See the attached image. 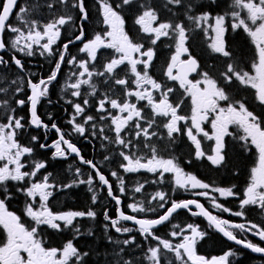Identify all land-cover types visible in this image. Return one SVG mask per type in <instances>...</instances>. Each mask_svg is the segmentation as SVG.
<instances>
[{
	"label": "snow or ice",
	"instance_id": "6c2138e0",
	"mask_svg": "<svg viewBox=\"0 0 264 264\" xmlns=\"http://www.w3.org/2000/svg\"><path fill=\"white\" fill-rule=\"evenodd\" d=\"M132 2L133 0H121L120 3L113 4L109 0H98L103 23L106 25L105 32L103 34L97 33L94 38L85 40L84 29L81 26L75 39L63 45L55 68L48 78L46 80L41 79L39 83L29 80L31 94L27 100L16 99L15 103L19 107H23L25 104L30 105V120L26 123L25 118L16 115V109L11 108L4 122H0V186H3L0 196L5 197V199H0V229L4 233V239L0 241V264H86L84 258L89 255L88 252H82L71 240L62 247L48 246L40 236V229L42 226H47L56 231L74 228L75 232L80 234V229L74 224V221L78 217L83 218L85 216L94 219L96 213L92 210L86 212H53L48 206V200L52 196L50 189L55 188L56 185L49 182L50 174L43 175L42 179H37V174L46 167V164L34 162L30 170H25L28 167L25 157L31 156L34 148L21 143L18 139L28 124L36 128L47 129L49 127L38 117L37 105L41 98L48 94L49 85L57 80L61 65L65 63V54L68 53L69 45L76 41L82 43L80 51L86 53L88 59L78 60L76 57H69L67 60L68 64L79 70L72 73L70 82L67 84V88L72 90L71 96L82 97L81 88L83 85H88L91 89L89 95L97 96L98 91L94 77H103L105 82L111 81L122 90V98L105 94L99 98L96 104V111L102 114L99 119L110 118L111 120L112 130L115 134L114 143L123 148H130L132 141L127 140L125 135H122L125 133V129H135L134 135L137 139L143 137L145 140L151 141L153 137L160 135L153 126H162L170 141L175 139L176 134L181 132L186 134L195 145L196 157L201 158L205 157L206 153L202 150L201 141L197 139V135L202 134L207 140L215 142L214 154H208L207 159L213 165L218 166L225 159L223 154L225 137L235 135L229 130L234 125L242 132V135L237 138L243 141L246 150H251L254 147L257 152V163L251 169L250 182L243 193L244 198L240 202V208L244 209L245 206L252 205L264 211V119L249 110L243 102L231 101L225 88L220 86L218 81L208 72L201 73L200 79H189L190 74L197 72L199 65L190 54L186 60H181V55L188 53L186 25L183 22L162 20L154 7L143 6V11L136 17L135 24L139 26L138 31L149 38L151 45H156L162 38L175 40V54L171 56L164 75L168 80L178 82L179 88L183 90L187 98H190V114H182L181 104L183 101L173 104L169 99L170 94L175 89L158 82L149 75L148 69L152 65L154 49L146 48L144 43L135 40L125 31V18L118 9L125 5H131ZM212 2L215 3V0ZM182 3L183 0H167V5L182 6ZM57 6H63L69 10L77 9L81 20L88 19L85 0H46L44 5L49 11H53ZM35 7L39 8L40 4L37 3ZM229 15L232 20L231 29L242 30L251 38L255 47V57L251 63L250 71H244L234 64H228L227 70L221 75L227 84L238 81L240 85L253 89L256 101L260 105H264V0H233L230 13L215 17L209 13H203L199 16L189 15L188 19L197 27L205 30L206 34L208 31L214 32L215 37L209 46L215 53L229 57L230 52L226 50L224 41V34L227 31L225 25ZM13 18L19 26L12 23ZM72 19L70 12L65 11L42 21L34 17L32 8L20 7L19 0H0V51L8 50L9 45L3 36L6 32H11L14 36L11 39L10 48L15 53L32 56L35 54L36 48H39L42 50L41 55L46 53L48 56H53L56 54L53 45L60 38L61 29L64 25L72 22ZM205 25H207L206 29ZM101 48L112 49L117 55L101 65V70H96L94 63L97 62V53ZM11 62L21 71L24 70L22 60L16 55L11 57ZM8 63L9 61L0 56V65L7 66ZM124 65L127 66V72L133 79L130 80L127 76L121 78L118 75L117 70ZM138 65H143V69H138ZM11 85H15L11 89L13 93L24 90L16 80H12ZM9 87L10 85L0 86V93L7 92ZM154 93H158L159 98ZM139 102H146V107L151 110L150 115L145 114L144 107L138 106ZM221 102H227V105L223 106ZM67 103L72 105L74 109L73 118L69 123L73 125L77 133L83 135L86 131L85 125L97 119V117L86 113L90 101L88 99H82L81 102L68 100ZM3 106L5 108L9 106L7 99L3 100ZM112 110H115V113ZM77 116L83 117V123L77 122ZM157 117L164 119L158 124ZM181 124H183V128ZM204 124H210L211 133L204 129ZM92 127L95 128V124H92ZM51 128L59 134V138L51 145L55 149L54 157L66 158V153L69 151L80 156L78 148L68 139H65L64 133L55 123L51 125ZM99 132L103 134V127L99 129ZM103 138L108 139L107 136ZM31 140L36 143L39 141V137L32 136ZM62 145H66V147H62ZM39 147L45 149L49 145L41 143ZM145 147H149L152 152L151 157L146 161L143 157H136L125 151L119 153L123 161L126 162L121 164L125 172L133 173L142 169L152 173L159 172L161 180L165 173H172L174 183L178 188L186 189L189 185L192 189H208L210 187L209 184L203 183L194 175L185 174L173 159L159 158L155 147L150 144H145ZM81 162L90 165L95 170L99 181L107 186L108 195L119 205L121 200L113 195L112 185L105 175L92 161L84 160L81 157ZM77 174H79V169H77ZM111 175L120 181V192L124 193L123 178L117 172H112ZM9 182L22 185L16 190L28 198L24 215L30 218L33 222L32 225H26L22 222L20 215L10 211L7 207L6 199H10ZM79 183L91 185L93 180L92 177H89L87 180L81 179ZM71 186L67 185V187ZM142 188L143 185L137 186L134 191L139 193ZM212 191L218 192L223 197L236 195L231 188H213ZM197 195L207 197L208 193L199 192ZM151 201L162 202L159 207L164 208L167 203L166 194L156 192L151 197L149 204ZM92 202L96 203L95 195L92 197ZM213 202L217 209H222L224 212L231 211L229 208L215 203L214 198ZM190 206H194L199 211H192ZM129 207L133 212L155 211L154 208L145 207L143 204L133 203ZM180 209L190 211L193 216L202 215L206 217L228 241H232L252 253L264 256V246L233 231L234 229L239 230L241 234H250L258 237L260 241H264V225L251 221L231 223L219 219L195 200L172 201L171 206L167 208L164 214L155 219H140L126 215L122 211L119 213V219H112L107 213H105L104 219L110 221L112 228L117 233L131 232V228L121 225L120 222L132 221L139 226L138 230L145 236V239L150 237L157 241L155 247L148 249L147 258L152 264H161L165 250L172 253L179 264H231L230 257L236 255L231 250L211 258L197 254L198 238H203L205 234L193 224H188L185 228L174 225L179 231H173L171 236L178 237L180 241L175 244L156 235L153 230L157 226L169 222L173 214ZM231 214L238 217L245 215L242 210ZM185 232L190 234L185 235ZM109 240L111 241V237ZM134 241L135 238L132 237L125 240L124 245L134 243ZM117 243L119 242L117 241ZM123 264H131V262L125 261Z\"/></svg>",
	"mask_w": 264,
	"mask_h": 264
},
{
	"label": "flooded vegetation",
	"instance_id": "af4514ba",
	"mask_svg": "<svg viewBox=\"0 0 264 264\" xmlns=\"http://www.w3.org/2000/svg\"><path fill=\"white\" fill-rule=\"evenodd\" d=\"M109 2L113 4H118L121 2V0H109ZM37 3L40 4L39 8L35 7ZM45 3L46 0H19L20 7L32 8L34 17L42 21L48 20L49 17L53 16L54 14H61L65 11L70 12V15L73 18L72 22L63 26V28L61 29L60 38L57 40L56 44L53 45V49L56 54L53 56H48L46 53L44 55H41L40 53L42 50L39 48H36L35 54L32 56H25L22 53H15L10 48L11 39L14 36V34L11 32H6L3 36V38L9 45L8 50L0 51V56H3L5 60L9 61L7 66L0 65V86L10 85L7 92L0 93V101L1 99L3 100L7 99L9 102H12L13 103L12 107L16 109V112L20 111L26 116L25 117L26 123L27 121L30 120L29 104H25L23 107H19L15 103V101L16 99L27 100V97L31 94V89H30V85L28 84V81L31 80L34 83H39L41 79L46 80L48 78L50 73L55 68V64L59 58V52L63 50V45L68 43L70 40L75 39V36L78 35L80 32L81 26H83L84 29L85 40H90L94 38V36L97 33L103 34L106 30V25L103 23V16L98 0H85V7L88 13L87 20L80 19V14L77 9L72 8L69 10L63 6H57V8L54 9L53 11H49L46 7H44ZM143 6L154 7L162 20L183 22L186 25V36H187V40L191 41V49L188 48V53L181 55V60H186L189 54L193 57L192 51H194L193 46L195 40V41H199V44H201V50H204L205 56L207 58L210 57L212 61H214V63L212 62L214 65L217 63H219L220 65L218 66L219 68L217 71L216 70L209 71L211 65V62H209L206 68H204L203 70L200 59L197 57L196 58L193 57L197 60L199 67L197 69V72L189 76V79L192 80L200 79L201 73L208 72L214 79L218 81V84L220 86L225 88L228 95L230 96L231 101L243 102L246 105V107L249 108V110L253 111L259 117L264 119V105H260L256 101L254 90L246 86L240 85L238 81H234L233 83H231L234 84L233 86H231L230 84H227L224 81L223 76L221 75L223 72L227 70L228 64H234L244 71H250L251 63L255 57V47L251 42V38L248 37L246 33H244L242 30H232L231 29L232 20L231 19L226 20L225 27L227 31L224 34V41H225L226 50L230 52V56L224 57L222 54L215 53L209 46L211 44V39L209 36L210 32L208 31L206 34L204 30L194 25L193 22L188 19L189 15L199 16L203 13H206L198 10L197 13L194 14L192 12V9L195 8L208 9L203 7V6H208V4L205 5L182 4V6L169 5V7H166L161 3L147 4L144 3L143 0H133L131 5H125L122 8L118 9L125 18V31H127L130 34V36L133 37L135 40L144 43L146 48L147 47L153 48V46H156L162 42L173 43V46L170 50L171 54L169 56L168 63L171 60V56L175 54V40L170 38H162L160 41L157 42L156 45H151L149 38L146 37L142 32H139L138 31L139 26L135 24V19L140 14V12L143 11ZM184 8L188 9L189 12H183L182 9ZM167 10H169V13H167ZM224 14L226 13H222L219 15H224ZM12 23L18 25V22L15 20V18H13ZM229 33L233 35L228 37ZM238 33L249 49V56L247 57V60H245L242 64L235 61L234 55L230 51V48L228 46V42L234 39L235 37L234 35ZM81 47H82V43L80 41H76L75 43L69 45L68 53L65 54V63L61 65V69L58 73L57 80L53 81L49 85L48 94L45 97H42L37 105L38 117L43 121L44 124H47L49 127L47 129L45 128L34 129L30 124H28L29 128L32 131V134L30 135L26 134L25 139L28 141L30 145L33 144L34 146L33 148L37 150V152L43 153L45 155H50L49 159H53L59 162L60 161L64 162L62 165L60 164L46 165V167L41 170H63V171L67 170L68 174L71 176V182L69 184L72 185L71 187H69V190L75 192L78 191L77 192L78 194H83L88 197V202H90L89 209L96 213L95 223L99 225L100 229L108 233H112L114 231V229L110 224V221L104 219V215L105 213H107V215L112 219H118L116 214L117 208H120V211L124 212L126 215H132L140 219H144L143 217L145 215L152 213V211L132 212L130 210L129 205L133 201L130 198L131 196L130 194H132V189L136 187L130 188L128 184H129V178L135 175H138L139 177L147 178V180L145 181H139V180L137 181L138 183L137 186L143 185V188L141 192L135 193L137 198L141 199V201L146 204V207L153 208L155 201H151V204H149V201L151 200V197L155 195L156 192H161L166 194V200L168 199V195H170L172 199L174 197H177L174 201H187V200L198 201L210 214L218 217L219 219L227 220L231 223H247L248 221H251L253 223L264 225V211H261L259 207L249 205V206H245L244 209L240 208V202L244 198L243 193L250 182L251 169L255 167L257 163V152L254 147H252L251 150H246L243 141L237 138L239 135H242V132L238 130L236 126L233 125L229 129L235 135L225 137V146H224L223 154L225 152L226 146L229 147V145H231V142L229 141L234 140L237 141V145L239 146L236 150L241 152V154L243 155H248L249 159L245 166V170L242 177L240 179L228 180L227 182H225L224 180L212 181L211 177L207 176L208 167L213 169H220L221 167L224 166L225 159L218 166L213 165L211 161L207 159L208 154H214L213 149L215 146V142L207 140L206 138L203 137L202 134L197 135V139L201 141V148L206 153L205 157H201V158L196 157L195 145L192 143V141L188 138L186 134H184L183 132L176 134L175 139L173 141H170L167 138L166 130L162 126L157 127L156 125H154L153 127L158 131L160 135L159 137H153L151 141H147L143 137L137 139L134 135L135 129H131V130L125 129V133H122V135H125V138L127 140H131L132 145L130 146V148H123L122 146L113 142L115 134L114 131L112 130L110 118L101 120L99 119V117L102 114L96 111V104L98 103L99 98L103 97L105 94L115 95L122 98L123 94L120 87L113 84L111 81L105 82V78L103 77H94L93 79L98 91L97 96L89 95L91 89L89 88L88 85L82 86L81 88L82 97L80 98L72 97L70 94L72 90L66 89V84L68 81H70V77H72V73L79 71L77 68L67 63L68 58L76 57L78 60L88 59L87 54L80 51ZM13 55H16L17 58H20L22 60L24 64L23 71L18 69L14 65V63L11 62V57ZM116 55L117 54L112 49L101 48L97 53V62H95L96 66H94V68L96 70H101V65H103L110 58ZM156 57L157 54L154 51L153 61ZM151 67L152 65L148 69L149 72L151 71ZM121 69L117 70V73L121 78L127 76L130 80L133 79L130 73L127 72L126 65L121 66ZM138 69L142 70L143 65H138ZM165 70L166 68L164 69V72ZM164 72H163L164 81L163 80L161 81L156 77L154 79H156L158 82H161L164 85L171 86L175 89V91L172 94H170L169 97L170 101L173 104H177L180 101H183V104H181V113L185 115H189L191 108L190 98H187L186 95L183 93V90L179 88L178 82L168 80L167 77L164 75ZM12 80L18 81L20 86L24 90L19 93H13L11 89L14 88L15 85H11ZM154 95H156L157 98H159L158 93H154ZM82 99H88L90 101V106L86 109V113L97 117L95 121L85 125L86 131L83 135L77 133L73 125L69 123V121L73 118L74 109L72 105L67 103L68 100L81 102ZM133 101L135 102L134 98ZM221 104L223 106H226L227 102H221ZM138 106L144 107L145 114L147 115L151 114V110L146 107V102H139ZM112 111L113 113H115V110ZM156 119H157V123L159 124L160 121H162L164 118L157 117ZM76 120L79 123H83V117L77 116ZM53 123H55L61 129V131L65 135V139H68L74 146L78 148L80 152L79 157L76 158L71 157L68 153H66V158L53 156L55 149L51 147V145L54 141H56L59 138V134L56 132V130L54 131L51 128V125ZM92 124H95V128L92 127ZM101 127H103L104 129L103 134L99 132V129ZM181 127L183 128V124H181ZM203 127L205 130L211 133L210 124H204ZM94 132L95 135H93ZM129 132H131V134H129ZM32 136L39 137V141L33 143L31 140ZM104 136H107L108 139H104L103 138ZM41 143L47 144L49 145V147L42 149L39 147V144ZM145 144H150L151 146L155 147L156 154L159 158L173 159L183 169L184 173L189 175H194L197 179H199L203 183L209 184V186L212 188H225V189L231 188L233 192L236 193V195L231 197H223L216 193L212 195L210 190L204 191L201 189H196V190L189 189L188 191H185L183 189L173 186L174 175L172 173H165L163 179L161 180L159 176V172L152 173L143 169L133 173L125 172L121 167V164L126 162L123 161V158L120 156L119 153L121 151H125L130 155H134L136 157H143L144 161H146L148 158L151 157L152 152L149 147H145ZM62 147H64V145H62ZM224 155L226 157V153ZM81 157L84 160L92 161L93 164H95L97 168L109 180V183L112 185L113 188V195L119 197V199L121 200V203L119 205L115 204L112 197L107 194V189L101 187L100 183L97 181L93 169H91V167L89 168L88 164L81 162ZM105 157H107V159H105ZM77 169H79V174H77ZM71 171L73 173H71ZM81 172L86 173L90 177H92L93 183L91 185L87 183L84 184L79 183L81 179L86 180L81 175ZM112 172H117L118 175L123 178L124 181L123 186L125 189L124 193L120 192V181L116 177H113L111 175ZM48 174L50 173L47 172L45 175ZM37 179L39 178L37 177ZM145 187H148L149 189L152 187L155 188V191L152 192L150 196H148L147 200L145 199V195H143V190ZM51 190L52 189H50V191ZM199 192H207L209 195L207 197L197 195V193ZM93 195L96 196V203L92 202ZM213 198L215 199V203H219L223 207L229 208L231 211L224 212L222 211V209H217L213 202ZM164 208H155V209L162 210ZM167 208L168 207H166L162 211V214L165 212ZM9 210L16 213L15 209H9ZM241 210L245 213L244 217H238L231 214L232 212L241 211ZM192 211L194 210L192 209ZM98 212H100V214H97ZM185 213H187L188 216L191 217L193 219L192 221L195 223H197L196 220L198 218L200 219V217L198 216L191 215V212L188 210L185 211ZM19 215L21 216L22 222H24L26 225L33 224L30 218L25 216L23 213ZM158 217L159 216H157L156 218ZM78 219L81 218L78 217ZM202 221L205 223L206 226L204 225L200 226L199 224L196 226L198 227V230L203 232L205 235L203 236V238H198L196 247H236L223 240L204 220ZM120 223L125 227L129 226L128 224L122 221ZM48 230H54V229H51L47 226H42L40 229V236L48 246L62 247L66 243V241L59 242V240L56 239H51V240L48 239L46 236L43 235V233L47 232ZM64 231L65 230L58 232H64ZM175 231H179V229H175ZM233 231L236 232L238 235L247 236V239L253 241L254 243L264 246V241H260L258 237L251 236L250 234H241L239 233V230H235V229ZM115 233L118 234L117 232ZM123 234H128V233H123ZM185 234L188 235L190 233L185 232ZM213 236L218 237L217 240L218 242L204 246L205 241L212 238ZM3 239H4V233L3 230L0 229V241H2ZM178 242L180 241H177L176 243Z\"/></svg>",
	"mask_w": 264,
	"mask_h": 264
},
{
	"label": "trees",
	"instance_id": "16d2710c",
	"mask_svg": "<svg viewBox=\"0 0 264 264\" xmlns=\"http://www.w3.org/2000/svg\"><path fill=\"white\" fill-rule=\"evenodd\" d=\"M144 3L147 4H163L166 7H169L167 5V1L165 0H143ZM184 5L186 4H193V5H205L208 4V9H199L195 8L192 9V12L194 14L197 13L198 10L209 13L212 16H218L221 14V10H227L228 8H231L233 5V0H215V3L212 2V0H183ZM207 8V7H205ZM183 12H189L188 9L184 8L182 9ZM226 12V13H230ZM167 13H169V10H167ZM231 16L229 15L227 17V20H230ZM233 34H228V37L232 36ZM234 39L228 42V46L230 48V51L234 55V59L236 62H239L242 64L245 60H247V57L249 56V49L245 42L242 40V38L238 34L234 35ZM238 37V38H236ZM173 46V43H165L162 42L156 46H153L155 53L157 54V57L154 59L151 67V71L149 72V75L152 76L154 79L155 77L160 79L161 81H164L163 78V72L166 68L169 56H170V50ZM186 47L191 49V41H186ZM194 51H192L193 57H197L201 61L202 69L206 68L209 62H211L210 70H218L219 63L213 64L214 61L209 57L207 58L205 56L204 50H201V44H199V41L194 40ZM213 62V63H212ZM158 69V71H157ZM233 86L234 84H230ZM1 107L3 105V99L0 101ZM0 107V108H1ZM13 108V107H11ZM16 115L26 117L23 113L20 111L16 112ZM6 118V115L2 114V118H0V122H4ZM28 128V129H26ZM24 130H22V134L18 137L21 143L33 146V144H29L28 141L25 139L26 134L30 135L32 134L31 129L27 125ZM27 131V132H26ZM163 137V136H162ZM165 137V136H164ZM25 139V140H24ZM231 145L229 147L226 146L225 152L226 157L224 161V166L220 169H213L208 167L207 176L211 177V180H224L227 182L228 180H235L240 179L244 173L245 166L247 164V161L249 159L248 155H243L241 152L237 151L236 149L239 147L237 145V141L231 140ZM50 155H45L43 153L37 152V150L34 149V152L32 156L25 157V162L27 164V168L25 170H30L33 166L34 162H44L46 165H53V164H60L62 165L63 161H55L53 159H49ZM67 162V161H66ZM50 173L49 182L56 185L55 188H53L52 196L49 197L48 200V206L51 208L53 212H68V211H88L89 203L88 197L83 194H78V191H70L69 187L67 185H70L71 182V176L68 174V171L65 170H41L37 177L39 179L42 178L43 175L46 173ZM71 173H73L71 171ZM145 181L147 180L146 177H139L138 175L131 176L129 178V187H137V181ZM22 185H17L16 182H9L8 184V191L10 193V199H6V204L9 209H15L17 215L24 214V208L25 205L28 203V198L23 195L21 192L17 191V187H21ZM3 190V186H0V191ZM155 191V188H148L145 187L143 190V195H145V199H148V196L152 194V192ZM1 199H5L4 196H0ZM177 197L171 198L170 195H168L167 203L165 205L166 207H169ZM164 208V209H165ZM157 210L152 211V213L145 215L144 219H152L156 218L157 216H160L162 214V211L164 210ZM97 214H100L98 212ZM25 219V218H24ZM197 219V218H196ZM193 219L188 216L185 212H180L173 216L169 222H166L165 224L155 228L153 231L156 233L157 236L168 239L169 235L173 230L177 229L174 227V225H179L180 228H185L188 224L193 225H205V223L201 219H197V223L192 221ZM74 224L79 227L80 234H77L75 232L74 228H68L64 229V232H58L54 230H48L47 232H44L43 235L46 236L48 239H56L59 240V242L62 241H69L71 240L75 246L78 247L82 252L86 251L89 253L87 257H85L86 264H123L125 261H130L131 264H152V262L147 258L149 255L148 249L151 247H155L157 245V241L152 240L150 237L145 239V236L140 233L138 229L131 228L132 231L128 234L118 233L116 234L115 230L112 233H108L102 229L99 228V225L95 223V218H89V217H83L81 219H76L74 221ZM91 233V234H89ZM109 237H111V241L109 240ZM134 237L135 241L134 243H129L128 245H124V241L127 239H130ZM218 237L213 236L212 238L205 241V245L214 244L215 242H218ZM117 241L119 243H117ZM122 249V251H121ZM197 254L203 255L206 258L207 257H213V256H220L223 255L225 252L231 250L236 255L233 257H230L231 264H264V258H259L256 256H253L246 251L242 249H238L235 247H196ZM179 264L178 261L175 260V257L172 253L166 252V250L163 252L161 264Z\"/></svg>",
	"mask_w": 264,
	"mask_h": 264
},
{
	"label": "rangeland",
	"instance_id": "374dc122",
	"mask_svg": "<svg viewBox=\"0 0 264 264\" xmlns=\"http://www.w3.org/2000/svg\"><path fill=\"white\" fill-rule=\"evenodd\" d=\"M203 7H207L208 8V6H203ZM221 11H223V12H221V14L222 13H226V12H229V11H231V8H228L227 10H221ZM205 27V29L207 28V25H205L204 26ZM205 31V30H204ZM210 32V34H209V36H210V39H211V43L213 42V39H214V37H215V33L214 32H211V31H209ZM94 66H96V64L94 63ZM70 81H68L67 82V84L69 83ZM67 84H66V89H69V88H67ZM69 90H71V89H69ZM13 106V103L12 102H9V106L7 107V108H5L3 105H2V107H1V103H0V118H2V114H4V115H8L9 113H10V109H11V107ZM186 174V173H185ZM81 175L87 180L90 176L88 175V174H86V173H83V172H81ZM173 186L174 187H177L176 185H175V183L173 184ZM178 188V187H177ZM134 189L135 188H133L132 189V194H130L131 196H130V198L133 200H131L132 202L130 203V204H133V203H136V204H138V205H140V204H143L145 207H146V204L145 203H143L142 201H141V199H138L137 198V196H136V192L134 191ZM180 189H182V188H180ZM196 190V189H192L191 188V186L189 185L186 189H183V190H185V191H188V190ZM197 189H199V188H197ZM212 187H209L208 189H201V190H204V191H206V190H210V192H211V194L213 195V194H218V195H220L218 192H214V191H212ZM209 195V194H208ZM154 196V195H153ZM160 203H162V202H159V201H155V203H154V206H153V208L155 209V208H160L159 207V204ZM130 210H131V208H130ZM132 211V210H131ZM133 212V211H132ZM173 231H175V230H173ZM172 233V232H171ZM171 233H170V235H169V240L172 242V243H176L177 241H179V238L177 237V238H174V237H172L171 236ZM186 235V234H185Z\"/></svg>",
	"mask_w": 264,
	"mask_h": 264
},
{
	"label": "water",
	"instance_id": "95a60500",
	"mask_svg": "<svg viewBox=\"0 0 264 264\" xmlns=\"http://www.w3.org/2000/svg\"><path fill=\"white\" fill-rule=\"evenodd\" d=\"M193 74V73H192ZM191 75V74H190ZM29 118H30V105H29ZM34 129H38V128H36V127H34V126H32ZM52 130H54L55 131V129H52ZM64 147H66V145H64ZM71 157H79V156H77L76 154H74V153H71L70 151L69 152H67ZM88 167L90 168L91 166L90 165H88ZM91 169H93L92 167H91ZM93 172H94V174H95V176H96V178H97V181L100 183V185H101V187L102 188H106L107 189V186H105V185H103L102 184V182H100L99 181V178H98V176L96 175V172H95V170L93 169ZM107 194H108V189H107ZM114 202H115V200H114ZM115 204H116V202H115ZM191 207V209H193L194 211H199L198 209H196L194 206H190ZM169 208V207H168ZM167 210V209H166ZM165 210V211H166ZM185 211H187V210H185V209H180V210H178L176 213H174L173 214V216H175L176 214H178V213H180V212H185ZM121 211H120V208H117V210H116V214H117V218L119 219V213H120ZM164 214V213H163ZM162 214V215H163ZM198 217H200V219H202V220H204L223 240H225L227 243H229V244H232V245H234V246H236V248H239V249H242V250H244V251H246V252H248V253H250L251 255H254V256H257V257H262V258H264V256H262V255H260V254H257V253H252L250 250H248V249H244V248H242L240 245H236L234 242H232V241H228L227 240V238L226 237H224L223 236V234L221 233V232H219L216 228H215V226L206 218V217H204V216H202V215H198ZM122 222H124V223H126V224H128L129 226H132V227H135V228H137V229H139V226L138 225H136V224H134L132 221H122ZM159 226H161V225H159ZM159 226H157V227H159ZM156 227V228H157Z\"/></svg>",
	"mask_w": 264,
	"mask_h": 264
}]
</instances>
